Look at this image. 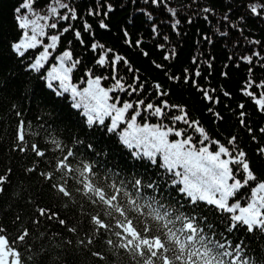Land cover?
Masks as SVG:
<instances>
[{
	"label": "trees",
	"instance_id": "obj_1",
	"mask_svg": "<svg viewBox=\"0 0 264 264\" xmlns=\"http://www.w3.org/2000/svg\"><path fill=\"white\" fill-rule=\"evenodd\" d=\"M25 2L0 0V176L6 178V183L0 185L4 189L0 192V225L6 228L9 239L28 230L26 241L16 245L24 264H137L139 259L115 246L119 243L115 229L103 235L93 234L90 218L102 215L104 206L93 204L77 192L79 185L70 175L67 187L71 198L50 187L52 183H63L62 180L49 181L41 175L55 173L57 161L69 150L76 153L75 158H70L72 167L79 168L81 160L95 164L97 175L92 179L101 185L115 181L119 186L120 181L127 184L133 177L143 183H159L163 196L149 188L142 189L141 194L155 196L165 206L179 208L183 204L181 211L188 214L194 209L195 215L206 217L205 231L209 235L214 232L213 239L240 244L252 264H264V231L254 228L249 232L241 224L229 232L230 216L238 211L230 214L203 202L189 204L165 183L170 182L171 174L158 166L159 155L158 163L153 164L146 157L137 156L139 149L129 148L120 139V134L128 129V118L138 110L141 116L137 123L141 126L148 123L182 131L181 137L170 134V142L190 136L197 148L208 146L214 151L218 145L212 141H217L228 147L233 156L242 151L257 179L238 189L229 204L246 207L251 203L252 189L264 182V109L255 103L264 99V9L258 8L260 15H256L249 6L264 4V0H32V10L16 13L15 9ZM61 2L69 8H61ZM50 7H56L55 16ZM70 9L76 19H62L71 17ZM169 9L175 10V15ZM33 12L47 16L48 24H57L56 28L45 27L47 36L60 37L50 60L39 70L32 65L41 47L27 49L23 56L13 49L24 31L18 27L17 17L26 15L32 19ZM101 23L106 27H101ZM65 28L69 30L63 31ZM76 32L80 33L79 38ZM93 44L98 45L95 51ZM65 51H70L73 58L65 61L67 66L78 61L70 73V84L78 91L95 77H101L104 88L115 85L114 75L125 85V91L110 93L119 98L117 107L123 102L133 104L115 131H109L112 118L108 116L103 124L89 125L84 109L74 107L71 91L64 92L59 81H47L56 59ZM104 52L106 63L101 66L97 60ZM117 55L123 60L114 66V71L111 61ZM197 71L199 76L195 75ZM50 83L52 87L48 86ZM129 85L137 91L133 92ZM141 100L144 104H138ZM148 103L160 107L163 115H151L145 110ZM177 115L186 116L187 123L175 120ZM21 121L26 124L23 146L16 140ZM196 127L205 130L208 141L200 143L203 137ZM233 138L234 143H229ZM32 143L38 144L46 156L37 157L30 150ZM230 167L235 179L243 182L246 173L242 167ZM121 199L126 202L127 198ZM38 207L56 212L66 220L67 227L77 231L69 232L55 219L39 217ZM140 219L154 223L146 216ZM105 221L114 225L107 217ZM207 224L213 225L211 231ZM89 238L93 239L92 244L86 243ZM108 239L114 244H107ZM81 240L85 243L81 244ZM93 252L100 256H93Z\"/></svg>",
	"mask_w": 264,
	"mask_h": 264
},
{
	"label": "snow or ice",
	"instance_id": "obj_2",
	"mask_svg": "<svg viewBox=\"0 0 264 264\" xmlns=\"http://www.w3.org/2000/svg\"><path fill=\"white\" fill-rule=\"evenodd\" d=\"M155 2L156 0H153V3ZM59 6L69 8L68 4L62 2L59 3ZM249 7L253 14L260 15L258 8L264 9V4H252ZM32 8V0H27L15 11L21 13L22 9L32 10ZM50 11L54 16L57 14L56 7H50ZM71 11V17L62 16L61 18L64 20L76 19L74 10ZM169 11L172 15H175V10L169 9ZM204 11H208V9H204ZM33 15L35 16L34 19H30L26 15L17 17L18 27L24 31L23 38L18 43L13 44V49L21 56L24 55V51L27 49L37 46L39 43L37 37L45 35V27H57L56 23H47V16L34 12ZM42 20L45 21L44 24L40 23ZM87 27L86 25V29ZM101 27H106V25L101 23ZM28 29H31V34H29ZM68 30V28L63 29L65 32ZM76 36L79 38L80 33L76 32ZM50 39L51 44L44 48L43 54L32 65L33 69L39 70L43 66L42 62L47 60L49 48L55 50L60 37L53 35ZM92 47L95 51L98 45L93 44ZM99 47L103 49L104 46L99 45ZM106 57L107 52H104L97 63L101 66L105 65ZM72 59V53L65 51L59 57V68H53L48 73L49 79L59 81L64 92L71 91L72 97L76 101L74 107L84 109L89 125L103 124L104 118L108 116L112 118L109 131H115L118 124L124 121L125 114L133 109V104L123 102L122 106L117 107V104L120 103L119 98H113L110 93L117 90L125 91V85L114 75L112 79L115 80V85L111 88H104L101 87V77H95L87 81L86 88L78 91L76 87L70 84V73L78 61L65 66V61H72ZM165 59H168V57L166 56ZM246 59L251 63L250 58ZM122 60L123 57L117 55L111 61L114 71V66ZM124 63H127V61H124ZM157 67H160V65H157ZM195 75L199 76L200 73L197 71ZM48 86L52 87V84L50 83ZM129 87L133 92L137 91L134 85H129ZM156 87L159 89L160 86L156 85ZM58 94L60 93L58 92ZM246 94L253 95L252 92ZM205 95L207 97V93ZM207 98L211 99V97ZM110 101L112 102L110 103ZM255 103L261 109H264V99H257ZM138 104H144V101H138ZM145 110L157 117L163 115L162 109L154 107L152 103H148ZM138 116H141V112L138 110L130 115L127 123L129 131H125L120 139L129 148L139 149L137 156L140 158L146 157L153 164L158 163L157 156L159 155L161 162L158 166L166 169V172L171 174L170 182H165L169 187H174L175 191L191 205H198L203 202L222 212L232 214L238 211L239 214L230 216L231 223L227 229L229 232L241 224L247 226L249 232H252L254 228L264 231V182H259L252 189L251 203L246 207H241L239 204H229V198L238 189L244 184L257 179L250 170L249 163L244 159V152L241 151L238 156H233L228 147L219 144L217 141H212L213 144L218 145V148L214 151H210L208 146L197 148L190 136L170 142L168 139L170 134L181 137L183 135L182 131H174L172 127L150 125L148 123L141 126L137 123ZM174 119L187 123L184 115H177ZM25 127L26 124L23 121L17 127L16 140L21 146L26 143ZM196 131L203 137L200 141L201 144L209 140V136L202 127H196ZM234 141L235 138L229 143H234ZM53 143H56V141H53ZM20 150L23 151V147ZM30 150L37 157L43 158L46 156V152L36 143L30 145ZM75 156L76 153L69 150L57 161L55 173H59V176H55V173H41V175L49 181L62 180L63 183H52L50 187L63 197L71 198L72 192L67 187L70 175L75 183L79 185L76 189L77 192H82L93 204L103 205V214L93 215L90 218V223L94 226L92 229L93 234L100 233L103 235V233L112 232L115 229L114 235L119 240V243L115 246L128 252L134 259L139 258L137 264H156L157 261H159V264H252L250 258L245 256V249L240 244L230 245L213 239L215 233L209 235V232L205 231L203 222L206 217H198L195 215L194 209L192 214H188L181 211L184 207L183 204H180L179 208H174L172 205L165 206L155 196L144 197L141 194L142 189L149 188L153 192H161L163 196V188L159 183H143L141 179L133 177L127 184L120 181L118 186L113 181L108 185H101L92 179L97 175L94 163L81 160L79 168L71 166L72 160L70 158H75ZM222 157L228 158L223 159ZM233 164L240 165L243 172L246 173L243 182L235 179L233 168L230 167ZM28 171L31 172L34 169H28ZM230 180H233L234 183L229 184ZM4 183H6V178L0 176V185ZM129 184L131 188H129ZM3 190V188H0V192ZM121 197H126V202ZM36 211L39 217L48 220L55 219L59 225L67 227L66 220L60 218L56 212L41 207H38ZM144 216L150 218L154 223L141 220L140 217ZM105 217L114 221V225L106 222ZM36 222H40L39 218ZM207 228L211 231L213 225L207 224ZM67 230L73 233L77 231L75 227H67ZM6 231V228L0 225V264H24L22 253L17 250L16 245L26 241L29 236L28 230H23L13 239H9L5 234ZM220 235L223 236V233H220ZM69 243L71 242L69 241ZM80 243L84 244L85 241L81 240ZM86 243L92 244L93 239L89 238ZM106 243L109 245L114 244L111 239H108ZM230 247L231 251L229 250ZM92 255L100 256V253L93 252Z\"/></svg>",
	"mask_w": 264,
	"mask_h": 264
},
{
	"label": "rangeland",
	"instance_id": "obj_3",
	"mask_svg": "<svg viewBox=\"0 0 264 264\" xmlns=\"http://www.w3.org/2000/svg\"><path fill=\"white\" fill-rule=\"evenodd\" d=\"M42 16H45L42 14ZM35 16L33 15V18L34 19ZM29 31V34H31V29H28ZM51 36H47V32H45V35L43 36H38L37 39L39 41V43L37 44L36 48L37 47H41V52L40 54L38 55L37 59H39V57L43 54V51H44V48L47 47L49 44H51V39H50ZM23 38V37H22ZM53 49L49 48V55H48V58L47 60L43 61V65L45 66V64H47V62L50 60L51 56H52V53H53ZM60 57V56H59ZM59 57L56 59L55 61V65L53 66V68H59V65H60V60H59ZM36 59V60H37ZM65 66H67V64H65ZM47 81L50 82L51 80L49 79V77L47 76ZM125 131H129V129L125 130ZM123 131L121 134H120V137L121 135L125 132Z\"/></svg>",
	"mask_w": 264,
	"mask_h": 264
}]
</instances>
